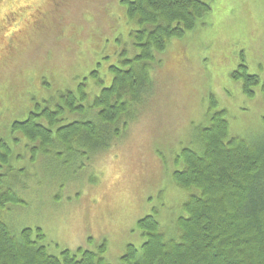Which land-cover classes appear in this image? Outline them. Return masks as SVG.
<instances>
[{
	"label": "rangeland",
	"instance_id": "rangeland-1",
	"mask_svg": "<svg viewBox=\"0 0 264 264\" xmlns=\"http://www.w3.org/2000/svg\"><path fill=\"white\" fill-rule=\"evenodd\" d=\"M17 1L0 0V20ZM123 5L122 0H57L48 6L49 19L42 16L46 11H40L33 23L22 16L0 22L4 37L0 56L9 51L0 88L13 87L20 76L24 79L23 112L18 110L13 117L26 116L38 99L47 105L43 102L47 95L75 91L82 81L92 101L104 86L95 91L97 78L108 83L110 64H117L112 61L122 50H128L129 56L137 51ZM204 22L182 38L170 40L126 133L96 158L90 156L85 169L80 168L87 157L64 148L62 165L52 164L57 152L51 150L48 159H37L34 165L26 161L28 175L8 177L21 203H10L1 217L14 231L23 230L29 220L40 224L46 234L43 244L57 256L64 249L79 247L95 251L108 242L105 256L112 264H121L129 244L141 250L149 232L144 236L137 223L146 215L157 218L165 240L180 239L177 223L186 215L184 204L191 194L200 193L196 187L180 188L174 182V171L183 169L178 161L182 149H199L200 131L222 109L227 111L230 134L250 141L264 133V0H212ZM105 51L110 53L108 60L101 59ZM242 62L249 73L261 78L252 97L244 93L243 81L232 75ZM212 99L216 105L211 107ZM82 114L74 120L97 117L93 109ZM9 124L0 119V130L9 129ZM108 194L115 196L110 207L105 205ZM86 195L93 197L90 209L84 203Z\"/></svg>",
	"mask_w": 264,
	"mask_h": 264
},
{
	"label": "trees",
	"instance_id": "trees-1",
	"mask_svg": "<svg viewBox=\"0 0 264 264\" xmlns=\"http://www.w3.org/2000/svg\"><path fill=\"white\" fill-rule=\"evenodd\" d=\"M49 1L18 0L4 18L9 23L22 16L26 23H33V18L40 15L37 12L46 11L42 16L49 19L48 6L57 0ZM122 1L123 14L126 12L129 23L127 30L137 51L132 56L126 49L121 51L119 58L112 61L117 64H110L108 83L97 78L95 91L104 86L91 102L86 82L82 81L75 91L64 89L47 95L43 101L47 105L42 106L38 99L26 116L13 117L24 104L20 97L24 79L20 76L13 87L0 88L3 96L0 97V119L10 121L9 129L0 130V264H112L105 256L108 242L101 243L95 251L79 247L75 251L64 249L60 256L53 255L43 244L46 234L37 226L40 224L29 220L23 230L16 232L1 213L10 203H21L19 192L8 182V177L28 175L27 160L34 165L37 159H48L54 150L57 152L53 154L54 159H49L52 164L62 165L60 154L67 148L87 157L82 170L90 156L96 158L122 136L135 118L144 91L151 85L154 66L161 65L170 40L193 32L200 23H205L212 10V0ZM8 53L3 51L0 56V72ZM107 54L110 55L109 51L101 59L109 58ZM247 68L242 62L232 75L243 81L244 93L252 97L261 78L249 73ZM215 102L212 99L211 107ZM89 109L97 112L94 121L74 120L76 115L87 114ZM210 122L199 133V149L183 148L178 157L183 169L173 173L178 187H196L200 192L191 194L184 204L186 215L177 223L180 239L165 240L157 218L146 215L137 224L144 236L149 232L147 239L140 251L136 245L129 244L120 257L121 264H264V133L250 141L230 134L224 109L213 113ZM20 160L25 163L17 164ZM96 197L103 201L102 195ZM109 197V203L105 204L108 207L115 196ZM85 198L86 208L90 209L93 197L86 195ZM105 217H108L106 213ZM154 256L158 257L156 261Z\"/></svg>",
	"mask_w": 264,
	"mask_h": 264
}]
</instances>
